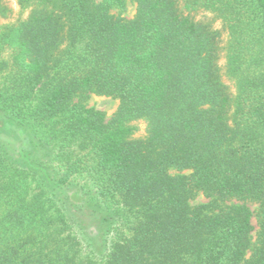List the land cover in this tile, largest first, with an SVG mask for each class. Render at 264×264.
<instances>
[{
  "label": "trees",
  "instance_id": "obj_1",
  "mask_svg": "<svg viewBox=\"0 0 264 264\" xmlns=\"http://www.w3.org/2000/svg\"><path fill=\"white\" fill-rule=\"evenodd\" d=\"M134 1L0 25V264H264V0Z\"/></svg>",
  "mask_w": 264,
  "mask_h": 264
},
{
  "label": "rangeland",
  "instance_id": "obj_2",
  "mask_svg": "<svg viewBox=\"0 0 264 264\" xmlns=\"http://www.w3.org/2000/svg\"><path fill=\"white\" fill-rule=\"evenodd\" d=\"M2 3L9 9V13L6 15L7 17H0V25L4 24L8 21L15 20L19 17L18 7L16 0H1ZM111 13L115 17H120L126 20H130L135 16L136 13V3L134 0H125V8L122 10L112 9ZM224 80L229 83V80L224 76ZM230 84V83H229ZM85 104L88 107H92L96 110H99L105 114V117L109 119L117 110L119 105V100L110 96L98 95L91 93L86 99ZM139 133L143 134L145 129V124L140 122ZM0 140L5 143H10L14 148H22L28 146V141L25 138V134L17 130L11 126H5L0 130ZM189 170H184L183 173L189 174ZM172 173H176V171H172ZM209 198L206 197L202 192H197L195 196L190 200L191 205H197L202 203H207ZM247 205L254 212L252 217V223L255 228H257V219L255 216V212L257 211V203L247 202ZM255 235V230L253 232V236ZM249 254V253H248Z\"/></svg>",
  "mask_w": 264,
  "mask_h": 264
}]
</instances>
